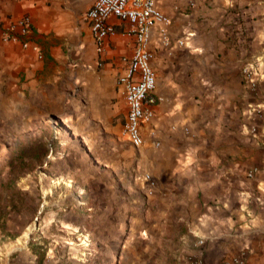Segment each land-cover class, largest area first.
Wrapping results in <instances>:
<instances>
[{"label": "crops", "instance_id": "crops-1", "mask_svg": "<svg viewBox=\"0 0 264 264\" xmlns=\"http://www.w3.org/2000/svg\"><path fill=\"white\" fill-rule=\"evenodd\" d=\"M94 2L0 0L5 26L24 15L33 26L17 40L0 31V140L25 146L33 118L65 114L119 193L102 227L110 244L125 238L128 264H218L241 251L264 264V0H156L170 22L151 28L159 99L140 148L118 82L135 35L112 17L117 33L100 53L86 17ZM147 190L145 206L124 198Z\"/></svg>", "mask_w": 264, "mask_h": 264}, {"label": "rangeland", "instance_id": "rangeland-1", "mask_svg": "<svg viewBox=\"0 0 264 264\" xmlns=\"http://www.w3.org/2000/svg\"><path fill=\"white\" fill-rule=\"evenodd\" d=\"M45 118H33L25 146L0 140V264H128L125 238L110 244V228L102 227L121 201L108 194L104 164L65 114ZM147 192L124 198L145 206Z\"/></svg>", "mask_w": 264, "mask_h": 264}, {"label": "built area", "instance_id": "built-area-1", "mask_svg": "<svg viewBox=\"0 0 264 264\" xmlns=\"http://www.w3.org/2000/svg\"><path fill=\"white\" fill-rule=\"evenodd\" d=\"M86 17L100 53L104 50L106 40L117 33L115 26L110 22L112 17L126 21L132 27L135 47L118 82L124 89L127 102L125 132L132 144L140 148L144 143L142 125L153 115L152 106L159 99L154 93L157 74L151 63L153 54L148 48L151 28L156 21L169 23L170 19L158 9L156 0H95ZM4 24L5 20L0 16V31L6 40H17L33 30L32 20L28 15L9 21L7 26ZM165 41L170 45L169 37L166 36ZM23 46L27 47L28 42L24 41ZM253 70L252 67L243 68L247 75ZM254 173L255 169L250 171V175ZM199 244H203V241L200 240ZM194 263L202 264V260L194 259ZM218 264H249L248 255L241 251L236 255L224 257Z\"/></svg>", "mask_w": 264, "mask_h": 264}, {"label": "trees", "instance_id": "trees-1", "mask_svg": "<svg viewBox=\"0 0 264 264\" xmlns=\"http://www.w3.org/2000/svg\"><path fill=\"white\" fill-rule=\"evenodd\" d=\"M38 246H41L38 244ZM37 246V244H35V246L33 247L34 248V252H37V250H39V247Z\"/></svg>", "mask_w": 264, "mask_h": 264}]
</instances>
